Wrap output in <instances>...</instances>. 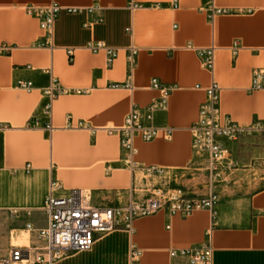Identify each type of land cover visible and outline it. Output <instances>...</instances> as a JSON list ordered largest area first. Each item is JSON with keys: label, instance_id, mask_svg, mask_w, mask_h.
I'll use <instances>...</instances> for the list:
<instances>
[{"label": "crops", "instance_id": "0c3cea01", "mask_svg": "<svg viewBox=\"0 0 264 264\" xmlns=\"http://www.w3.org/2000/svg\"><path fill=\"white\" fill-rule=\"evenodd\" d=\"M213 4L229 14L210 24L205 0H0V45L13 47L0 55V259L15 248L40 247L36 233L47 225L43 206L53 182L55 197L82 190L101 208L142 202L169 185L189 197L207 193L209 155L194 146L188 128L211 75L187 47L216 48L220 114L240 128L264 129V0ZM50 5L80 12L62 10L48 34L26 9ZM98 43L116 50L109 64L104 51L90 49ZM130 46L137 49L132 70ZM52 79L64 92L47 112L44 91ZM151 79L173 90L163 107L147 112L159 97ZM132 107L144 126L173 129L169 140H133V161L161 170L150 181L129 168L118 135L102 130L123 127ZM218 142L226 156L214 219L207 211L182 218L164 210L53 264H170L171 250L207 241L212 264H264V132ZM169 175L175 178L168 185ZM131 247L139 252L134 260ZM37 255L30 251L16 264H38Z\"/></svg>", "mask_w": 264, "mask_h": 264}, {"label": "built area", "instance_id": "2783aa9c", "mask_svg": "<svg viewBox=\"0 0 264 264\" xmlns=\"http://www.w3.org/2000/svg\"><path fill=\"white\" fill-rule=\"evenodd\" d=\"M176 2V0H173ZM208 2L207 20L210 24L218 15H227L229 11L219 9L214 6L213 0ZM64 10L68 14L79 13V9H62L57 5L47 7H27V14L34 16L39 20L40 28L50 34L54 21L59 13ZM92 8L88 12H92ZM92 51H104L107 64L116 56V50L106 47L102 43L89 46ZM200 60L201 67L211 75L210 84L205 88V99L199 105L197 110L196 122L188 128L193 139L194 146L200 150L208 152L209 161L207 167L208 189L207 193L201 197H189L180 188L161 191L154 189L149 196L142 202L129 201L124 206L116 207H94L90 204V197L86 191L72 190L66 197H55L53 190L59 187L57 183H51L50 192L47 196L43 210L46 215L47 225L36 233L37 240L40 242L38 249H19L15 248L9 255L0 259V264H16L29 257L30 251H38L36 263L53 264L72 254L88 252L91 250L97 239L103 238L115 231H132L133 222L142 217H148L161 211H166L170 217H187L194 211H207L211 220L214 219L216 192L215 185L219 179L218 166L225 158V151L218 142V138L235 140L243 133L262 131L264 129L248 128L243 129L234 124L227 115H221L219 112V86L213 78L215 68L216 48L211 45L205 48H192ZM13 50V47L0 45V55H7ZM71 62V52H67ZM137 49L130 46L127 48L126 59L132 70ZM150 87L159 94L157 100L145 108V111L151 112L157 108L163 107L166 99L171 94L173 87L157 79H151ZM19 88L25 91L31 89L30 83H20ZM58 81L52 79L50 85L44 91L49 100L45 109L50 110V102L59 94L63 93ZM140 109L132 107L125 124L121 128L102 129L108 134H117L121 150L124 153V159L131 170L138 169L143 180H149L154 175L160 174L161 170L137 165L133 161L136 150L133 146V140L139 138L141 141L150 142L156 138L169 140L173 129L147 127L140 122ZM49 130L52 128L49 127ZM16 214V211H12ZM31 227L27 225V230ZM139 252L135 247L130 249V258L134 260ZM170 264L177 258L186 259V264H212V247L209 241L197 248H187L171 250L169 252Z\"/></svg>", "mask_w": 264, "mask_h": 264}, {"label": "rangeland", "instance_id": "374dc122", "mask_svg": "<svg viewBox=\"0 0 264 264\" xmlns=\"http://www.w3.org/2000/svg\"><path fill=\"white\" fill-rule=\"evenodd\" d=\"M141 177H142V175H141ZM153 178V177H152ZM152 178L151 179H149L148 181H150V180H152ZM174 175H169L168 177H167V181H168V185L169 184H171L172 182L174 183ZM147 181V180H146ZM169 189H174V188H176V187H171L170 185H169ZM162 191V190H161ZM164 192V191H163Z\"/></svg>", "mask_w": 264, "mask_h": 264}, {"label": "bare ground", "instance_id": "6f19581e", "mask_svg": "<svg viewBox=\"0 0 264 264\" xmlns=\"http://www.w3.org/2000/svg\"><path fill=\"white\" fill-rule=\"evenodd\" d=\"M225 156H226V154H225ZM225 156H224V157H225ZM25 262H26V261H25ZM21 264H22V263H21Z\"/></svg>", "mask_w": 264, "mask_h": 264}]
</instances>
